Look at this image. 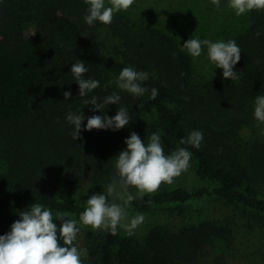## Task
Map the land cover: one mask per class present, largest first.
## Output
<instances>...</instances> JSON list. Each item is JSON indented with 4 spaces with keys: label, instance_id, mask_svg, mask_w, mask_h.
<instances>
[{
    "label": "trees",
    "instance_id": "trees-1",
    "mask_svg": "<svg viewBox=\"0 0 264 264\" xmlns=\"http://www.w3.org/2000/svg\"><path fill=\"white\" fill-rule=\"evenodd\" d=\"M88 8L85 0H0V235L33 203L51 209L59 226L56 213L79 219L84 211L82 186L119 185L115 164L127 148L126 138L134 131L147 143L144 104L153 106L167 145L192 153L196 175L206 184L192 190L164 187L142 199L132 194L137 198L128 208L147 212L212 197L264 215L259 191L264 183V140L241 142L240 137L243 127L256 119L250 116L255 98L264 95V10L250 11L246 27L234 37L241 49L235 65L239 78L197 84L193 58L181 51L177 38L152 12L135 2L114 14L111 24L95 21L90 26L84 20ZM107 39L114 42L111 50ZM77 61L88 69L83 78L100 84L84 97L71 73ZM124 67L147 73L141 82L148 89L144 96L118 87ZM152 88L158 89L155 100H149ZM69 90L72 96L64 99ZM113 93L121 97L118 105H105ZM93 96L103 105L101 111L85 105ZM119 107L126 108L131 119L124 128L84 129L88 117H113ZM69 112L85 117L77 140L74 125L66 119ZM193 130L203 133L199 149L180 143ZM108 200L124 202L118 196ZM183 222L176 227L155 224L140 239L122 235L120 227L115 235L107 231L101 264H190L214 240L234 235L229 220Z\"/></svg>",
    "mask_w": 264,
    "mask_h": 264
},
{
    "label": "clouds",
    "instance_id": "clouds-1",
    "mask_svg": "<svg viewBox=\"0 0 264 264\" xmlns=\"http://www.w3.org/2000/svg\"><path fill=\"white\" fill-rule=\"evenodd\" d=\"M89 5L88 15L84 17L88 25L95 21L109 25L112 23L114 14L129 10L135 0H85ZM211 3L220 6V0H211ZM228 6L235 10L237 16H241L253 10H264V0H229ZM259 35V33H257ZM203 46H207V56L215 64V68L223 69V78L235 81L239 78L234 66L241 59V49L235 40L227 42L200 40L191 38L184 42L181 51L193 57H200ZM175 55V54H174ZM88 71L82 61H77L71 67V73L79 86V96H87L89 92L100 86L99 81L84 79ZM148 79L145 72H138L132 67H124L117 78V85L121 90L130 92L134 96L142 97L148 92L141 82ZM112 82L109 81V84ZM108 85H105L107 87ZM158 89L152 88L149 100H155ZM64 99L72 96L71 91L63 93ZM121 97L113 93L105 98L104 104H117ZM85 105H93L92 111L101 109L103 105L97 103L93 96L91 100H85ZM101 111V110H100ZM254 117L264 124V95L255 98ZM67 121L74 125L73 139L80 138L82 121L85 119L82 112L75 114L69 112ZM126 108L119 107L113 117L93 115L87 118L84 129H112L113 131L124 128L130 123ZM145 144L140 136L132 131L126 138V150L119 152L115 167L118 170L119 186L123 194L117 193V182L113 181L107 186V195L93 194L86 201V207L76 219H65L70 213L58 212L56 219L61 221L58 226L54 222L51 209L40 203H33L30 210L21 211L20 219L11 225V230L0 235V264H84V258L88 251L82 248L78 241V235L82 225L92 230H107L115 235L118 227H123L131 236L134 230L144 222V216L139 214L128 220V206L137 197L128 192L129 187L137 189V196L143 198L145 194L156 192L162 184H172L175 178L187 171L190 166L192 153L186 148H178L170 155H166L161 143V136L154 132ZM203 133L193 130L186 139H181V144H189L197 149L200 148ZM118 196L123 204L109 202L108 197ZM63 241V246L61 245Z\"/></svg>",
    "mask_w": 264,
    "mask_h": 264
},
{
    "label": "rangeland",
    "instance_id": "rangeland-1",
    "mask_svg": "<svg viewBox=\"0 0 264 264\" xmlns=\"http://www.w3.org/2000/svg\"><path fill=\"white\" fill-rule=\"evenodd\" d=\"M135 2L137 6L141 5L144 10L152 12L155 19L177 38L181 47L185 41L191 38L207 39L212 42L234 40V37L246 27L249 14L247 12L237 16L235 10L228 6L229 0H220L219 7L212 4L211 0H135ZM106 43L110 48L114 42L109 39ZM193 62L195 66L194 80L197 84H202L209 79L231 80L230 78L224 79L223 69L215 68V64L209 60L207 46H203L201 56L193 58ZM233 70L236 72L235 66ZM252 106L250 116L254 117L255 104ZM141 112L147 130L146 142H149L148 138L152 133L158 132L166 155L177 150V147L172 148L167 145L165 133L153 106L144 104L141 106ZM240 135L241 142L250 141L254 137L264 140V124L252 119L248 125L243 127ZM195 167V161L191 157L188 170L175 178L172 184H162L159 189L183 186L192 190L205 185L206 182L197 177ZM3 185L0 178V191ZM80 190L85 203L93 194L107 195V185L104 184L87 183ZM259 191L264 196V183L260 182ZM128 192L137 194V189L129 187ZM117 193L123 194V189L119 185H117ZM127 210L128 220L124 223L130 222L139 214L144 216V222L131 235L138 239L155 224L176 227L184 223V220L186 222L203 218L229 220L233 223L234 235L228 240H214L211 245L205 248L200 258L190 264H264V215L259 217L249 211L243 212L226 201L212 197L191 200L184 204H164L153 207L147 212H138L132 208ZM68 219L79 221L71 215L68 216ZM78 226L81 227L78 235L79 244L88 251V256L84 258V264H101V246L107 230L94 231L90 227ZM120 229L122 235H128L123 227ZM116 263L119 264L118 261Z\"/></svg>",
    "mask_w": 264,
    "mask_h": 264
}]
</instances>
